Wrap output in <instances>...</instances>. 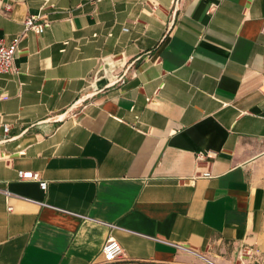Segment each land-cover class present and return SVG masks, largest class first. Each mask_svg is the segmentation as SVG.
<instances>
[{
  "label": "crops",
  "instance_id": "obj_1",
  "mask_svg": "<svg viewBox=\"0 0 264 264\" xmlns=\"http://www.w3.org/2000/svg\"><path fill=\"white\" fill-rule=\"evenodd\" d=\"M30 15L0 75V264H102L109 236L113 264H264V0H0V39Z\"/></svg>",
  "mask_w": 264,
  "mask_h": 264
},
{
  "label": "built area",
  "instance_id": "obj_2",
  "mask_svg": "<svg viewBox=\"0 0 264 264\" xmlns=\"http://www.w3.org/2000/svg\"><path fill=\"white\" fill-rule=\"evenodd\" d=\"M5 12L10 11V7L7 5L3 8ZM39 17L35 15L28 16L23 23V31L20 35L13 37L12 39L6 41L5 39H0V75L10 73L14 70V60L16 57L17 49L22 37L27 32H33L36 35H41L48 27V23L38 22ZM10 127L4 125L2 130L4 134H7ZM18 178L20 180L34 181L39 184L41 190L46 189V182L41 181L37 173H32L29 171H18ZM208 177V175H204ZM7 198L10 194L8 192H3ZM11 208L8 207V210ZM181 248V247H179ZM102 264H113L121 260L123 256V249L119 242L113 237L109 236L104 244L102 245L101 252ZM204 260L205 264H214L213 262Z\"/></svg>",
  "mask_w": 264,
  "mask_h": 264
}]
</instances>
